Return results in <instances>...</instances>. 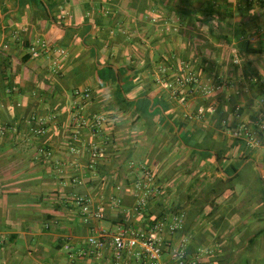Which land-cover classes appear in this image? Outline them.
<instances>
[{
	"label": "crops",
	"instance_id": "obj_1",
	"mask_svg": "<svg viewBox=\"0 0 264 264\" xmlns=\"http://www.w3.org/2000/svg\"><path fill=\"white\" fill-rule=\"evenodd\" d=\"M262 27L264 0H0V120L17 129L0 135V264H113L110 247L71 258L63 246L70 238L77 253L101 230L146 231L178 214L167 264L183 238L199 264H264V146L247 151L230 136L264 114ZM42 41L51 53L32 60L28 48ZM57 48L67 55L55 74ZM182 60L203 83L231 88L181 105L155 76L160 66L181 74ZM84 90L85 113L107 123L72 142ZM210 106L213 114L185 119ZM93 145L105 157L90 164ZM143 170L162 189L137 215L133 181ZM75 196L103 218L85 222ZM123 264L149 263L126 253Z\"/></svg>",
	"mask_w": 264,
	"mask_h": 264
},
{
	"label": "built area",
	"instance_id": "obj_2",
	"mask_svg": "<svg viewBox=\"0 0 264 264\" xmlns=\"http://www.w3.org/2000/svg\"><path fill=\"white\" fill-rule=\"evenodd\" d=\"M261 32H264L262 27ZM245 39L249 41H256L254 36L248 34ZM52 49L46 41L39 44H34L28 48V55L32 60L41 59L44 54H50ZM57 57L52 61V67L55 74L59 73L60 58L67 55L66 51L62 48L55 50ZM234 64L238 65V61ZM171 66H160L155 76V82L162 89L166 90L171 98L177 100L181 105H185L188 97H202L210 98L214 96L219 90L231 88L232 84L229 80L224 79L217 85H207L203 83L199 75L195 72L194 67L188 61L182 60L178 64L181 74L170 76ZM264 86V80L262 81ZM77 103L79 106V113L77 124L74 127L71 140L72 142L80 141V136L83 129L88 128L93 133L100 132L104 125L107 123V116L95 115L91 116L85 113V105L92 100L89 90L77 91L75 93ZM264 104V100L260 101V106ZM215 108L210 106L208 109H200L196 115L186 113L185 119L196 120L202 119L207 114H213ZM239 119L241 116L240 108L237 107L235 114ZM41 125L39 128L34 129L33 133L36 135L44 134V122L38 121ZM17 132L16 127H6L0 120V135L4 136L7 132ZM230 136L235 142L241 143L243 148L247 151H253L257 148L264 146V114L259 117L253 124L238 123L230 131ZM84 146V145H83ZM85 147V146H84ZM74 153H78L77 148H71ZM90 164H94L96 160L105 157V150L99 146H91L89 149ZM51 155V154H49ZM141 176L133 181V188L136 196V203L134 211L137 215L142 214L143 210L147 208L150 201L159 197L161 194L162 186L159 184L158 178L153 172L143 170ZM74 205L81 211V217L85 222L94 219L103 218V210H93L91 200L85 196H75L73 199ZM184 220L181 215H173L169 220H163L154 224L149 230L134 231L127 227H118L114 232L101 230L95 235L87 239L89 249L81 248L77 253H73L74 247L70 238L64 244V249L70 254L71 258L79 257L85 258L89 255L100 254L107 247H110L113 252V264H123L124 256L126 253L143 256L149 264H167L164 259L166 237L173 236L183 228ZM50 224H47L49 228ZM188 240L183 238L171 248L170 264H199L200 257L189 258L187 252Z\"/></svg>",
	"mask_w": 264,
	"mask_h": 264
},
{
	"label": "trees",
	"instance_id": "obj_3",
	"mask_svg": "<svg viewBox=\"0 0 264 264\" xmlns=\"http://www.w3.org/2000/svg\"><path fill=\"white\" fill-rule=\"evenodd\" d=\"M237 143V147H239V146H242V144L241 143H238V142H236ZM242 149H244V148H242ZM249 158V156H246V158L245 159H248ZM233 169H234V172H237V170H238V168H236V167H233Z\"/></svg>",
	"mask_w": 264,
	"mask_h": 264
}]
</instances>
